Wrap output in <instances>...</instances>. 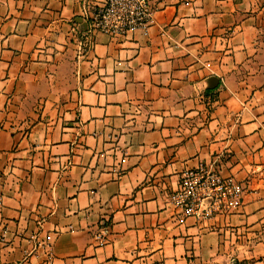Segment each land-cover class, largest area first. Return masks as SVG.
Wrapping results in <instances>:
<instances>
[{
	"label": "crops",
	"instance_id": "0c3cea01",
	"mask_svg": "<svg viewBox=\"0 0 264 264\" xmlns=\"http://www.w3.org/2000/svg\"><path fill=\"white\" fill-rule=\"evenodd\" d=\"M106 2L0 0V264H264V0ZM200 165L241 203L183 217Z\"/></svg>",
	"mask_w": 264,
	"mask_h": 264
},
{
	"label": "built area",
	"instance_id": "2783aa9c",
	"mask_svg": "<svg viewBox=\"0 0 264 264\" xmlns=\"http://www.w3.org/2000/svg\"><path fill=\"white\" fill-rule=\"evenodd\" d=\"M153 15L149 0H107L87 18L90 30L116 34L147 25ZM85 47L82 50L85 51ZM183 217H211L242 201L241 185L210 166L200 165L182 174L172 196Z\"/></svg>",
	"mask_w": 264,
	"mask_h": 264
},
{
	"label": "water",
	"instance_id": "95a60500",
	"mask_svg": "<svg viewBox=\"0 0 264 264\" xmlns=\"http://www.w3.org/2000/svg\"><path fill=\"white\" fill-rule=\"evenodd\" d=\"M216 81H217L216 78H212V79L210 80V83H212V82H216ZM216 85H217V84H216ZM216 85H215V86H211V85H210V87H211V88H214V87H216Z\"/></svg>",
	"mask_w": 264,
	"mask_h": 264
},
{
	"label": "rangeland",
	"instance_id": "374dc122",
	"mask_svg": "<svg viewBox=\"0 0 264 264\" xmlns=\"http://www.w3.org/2000/svg\"><path fill=\"white\" fill-rule=\"evenodd\" d=\"M232 264H237L235 259L232 260Z\"/></svg>",
	"mask_w": 264,
	"mask_h": 264
}]
</instances>
